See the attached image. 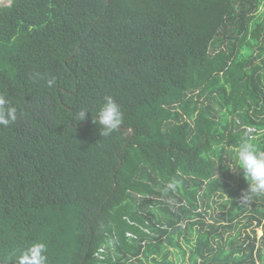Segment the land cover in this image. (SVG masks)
<instances>
[{"label":"trees","instance_id":"obj_1","mask_svg":"<svg viewBox=\"0 0 264 264\" xmlns=\"http://www.w3.org/2000/svg\"><path fill=\"white\" fill-rule=\"evenodd\" d=\"M0 94V264L33 242L48 264H264V194L235 170L242 139L264 151V0H10Z\"/></svg>","mask_w":264,"mask_h":264},{"label":"clouds","instance_id":"obj_2","mask_svg":"<svg viewBox=\"0 0 264 264\" xmlns=\"http://www.w3.org/2000/svg\"><path fill=\"white\" fill-rule=\"evenodd\" d=\"M47 83L49 86H53L55 79H50ZM89 112L91 111L88 108H81L74 114V118L78 121H83ZM97 114L98 117L94 118V120L100 126L101 136H110L121 129L124 122V113L113 96L104 97ZM17 119V108L12 105L6 96L0 94V125L9 126L14 124ZM235 164V170L238 166L248 182V189L242 198L264 194V151L259 150L251 138L242 139L235 155ZM175 186L172 183L168 185L169 188H175ZM18 264H48L46 244L43 242L30 244L21 251Z\"/></svg>","mask_w":264,"mask_h":264},{"label":"rangeland","instance_id":"obj_3","mask_svg":"<svg viewBox=\"0 0 264 264\" xmlns=\"http://www.w3.org/2000/svg\"><path fill=\"white\" fill-rule=\"evenodd\" d=\"M10 2V0H0V5H2V4H7V3H9ZM262 232H263V230H262V228H259L258 229V236L260 237L261 235H262ZM178 254H179V256L177 255V253H176V250L174 251V253H173V258H179V264H191L190 262H189V260H188V257H189V253L187 254V258L184 260L183 258H182V254H181V252L179 251L178 252ZM181 258V259H180ZM257 264H261V263H257Z\"/></svg>","mask_w":264,"mask_h":264}]
</instances>
